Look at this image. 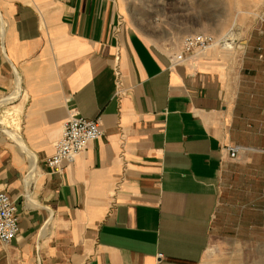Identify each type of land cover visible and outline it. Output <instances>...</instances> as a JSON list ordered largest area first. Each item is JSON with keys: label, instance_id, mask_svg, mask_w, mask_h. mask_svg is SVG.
Instances as JSON below:
<instances>
[{"label": "crops", "instance_id": "1", "mask_svg": "<svg viewBox=\"0 0 264 264\" xmlns=\"http://www.w3.org/2000/svg\"><path fill=\"white\" fill-rule=\"evenodd\" d=\"M225 4L0 0V190L19 214L0 264H232L223 246L264 239V7L236 12L256 21L240 45L174 61L231 29ZM73 114L104 133L54 170Z\"/></svg>", "mask_w": 264, "mask_h": 264}, {"label": "built area", "instance_id": "2", "mask_svg": "<svg viewBox=\"0 0 264 264\" xmlns=\"http://www.w3.org/2000/svg\"><path fill=\"white\" fill-rule=\"evenodd\" d=\"M215 36L206 33H195L185 37L179 53L174 56V61L182 62L188 56L200 54L215 42ZM100 118L88 119L84 116L73 114L63 124L61 136L55 142L54 152L47 158L48 165L59 170L65 162L74 160L82 153L89 142L103 135ZM239 146L227 145L231 158H235ZM19 214L15 201L5 190H0V245L7 246L18 233Z\"/></svg>", "mask_w": 264, "mask_h": 264}, {"label": "rangeland", "instance_id": "3", "mask_svg": "<svg viewBox=\"0 0 264 264\" xmlns=\"http://www.w3.org/2000/svg\"><path fill=\"white\" fill-rule=\"evenodd\" d=\"M226 0H217V18L224 16V11L229 8V4H225ZM229 1V0H228ZM253 1V2H252ZM252 3H255L251 5ZM187 4H180L179 6H186ZM191 5V4H190ZM232 5H233V15L232 19L229 21L231 24V29L237 34L238 36V42L235 46H238L242 43L245 35L247 34L249 27L256 22L254 20H240L236 19V12L242 10H247L249 5L253 6L251 9L254 11L256 14H260L264 7V0H232ZM213 8V7H211ZM206 12H209V5H206ZM245 15V14H244ZM224 20L220 19L217 22L221 23ZM212 35V34H211ZM223 36V34H221ZM221 36H215V42L221 37ZM150 37V36H149ZM186 37V36H185ZM183 37L181 39V43L185 39ZM151 39L157 40L158 42L161 41L163 38L161 37H156L152 36L150 37ZM218 38V39H217ZM163 43V42H162ZM213 43V44H214ZM165 44V43H163ZM219 44L223 46V41L219 40ZM234 46V47H235ZM181 47V46H180ZM262 241V242H261ZM218 245L213 244L210 247V254L217 255L216 252H218ZM223 251H231V263L232 264H264V239L260 240L259 243H248V244H242V245H229V246H223ZM213 255V256H214Z\"/></svg>", "mask_w": 264, "mask_h": 264}, {"label": "bare ground", "instance_id": "4", "mask_svg": "<svg viewBox=\"0 0 264 264\" xmlns=\"http://www.w3.org/2000/svg\"><path fill=\"white\" fill-rule=\"evenodd\" d=\"M222 34H223V36H221L219 39L217 38L218 40L216 41V43H214L211 46H213V47L216 46L217 44H219V40H221L224 43L223 47L234 48V46L238 42L237 34L232 29L225 30Z\"/></svg>", "mask_w": 264, "mask_h": 264}]
</instances>
